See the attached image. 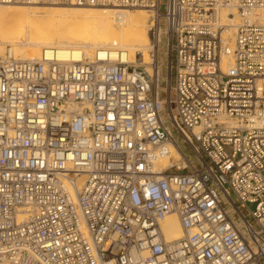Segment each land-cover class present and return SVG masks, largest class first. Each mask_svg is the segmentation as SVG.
Returning <instances> with one entry per match:
<instances>
[{
  "label": "built area",
  "instance_id": "built-area-1",
  "mask_svg": "<svg viewBox=\"0 0 264 264\" xmlns=\"http://www.w3.org/2000/svg\"><path fill=\"white\" fill-rule=\"evenodd\" d=\"M162 1L0 0L147 9L153 56L149 73L99 53L0 54V264H264V0ZM171 213L184 234L167 241Z\"/></svg>",
  "mask_w": 264,
  "mask_h": 264
},
{
  "label": "bare ground",
  "instance_id": "bare-ground-1",
  "mask_svg": "<svg viewBox=\"0 0 264 264\" xmlns=\"http://www.w3.org/2000/svg\"><path fill=\"white\" fill-rule=\"evenodd\" d=\"M148 11L140 8L132 12L113 6H54L39 13L32 8L6 4V8L0 7V41L13 45L15 55L22 59H37L44 50L56 48L62 59L80 60L84 55L91 57L99 53L114 61L144 64L151 73ZM230 12L234 17L229 16ZM261 20L264 22V17ZM219 21L228 26L225 36L232 37L238 23L237 10L221 9ZM178 152L172 144L171 153L177 161L181 160ZM161 226L167 241L183 237V228L175 213L167 215Z\"/></svg>",
  "mask_w": 264,
  "mask_h": 264
},
{
  "label": "rangeland",
  "instance_id": "rangeland-1",
  "mask_svg": "<svg viewBox=\"0 0 264 264\" xmlns=\"http://www.w3.org/2000/svg\"><path fill=\"white\" fill-rule=\"evenodd\" d=\"M9 5L21 6V7H24V8H32V10L33 9L37 10V11H39V13L40 12L41 13L44 12L49 7L50 8L54 7V6H45V5L44 6L34 5V6H37V7H33L32 5H22V4H9ZM70 6L71 5H59V6H55V7H70ZM0 7L6 8V4H3V5L0 4ZM83 7H90V6H83ZM138 9H140V7L130 8L129 10L132 11V12H136ZM164 9H165V0L162 1L161 11H164ZM148 12L150 14V20H151L152 13L150 11H148ZM38 16L41 17L40 14ZM160 24H161L162 28L165 29L166 22H165L164 18L160 21ZM150 42H151V39H150ZM2 44L3 43L0 41V54L3 53L6 50L7 47H12L13 46V45H10V44L6 45L5 43L3 45ZM158 64L160 66V71H161L160 98L161 99H167L168 98V89H167V80H168V47H167V36H166V34L163 35L161 43L159 44V47H158ZM163 116L166 119L167 124L172 128L173 137H174L175 141L177 142V144L180 146V148L183 150L185 155L190 159V161L192 163L195 164L196 167H201V162L199 161V159L197 158V156L195 155V153L193 152L191 147L187 144V142L184 140V138L179 133H177V131L173 128L171 120L169 119L168 106H165L164 111H163ZM252 207H254V205Z\"/></svg>",
  "mask_w": 264,
  "mask_h": 264
}]
</instances>
